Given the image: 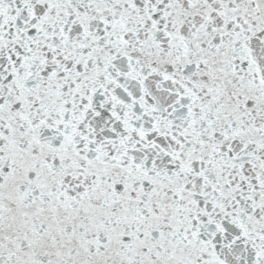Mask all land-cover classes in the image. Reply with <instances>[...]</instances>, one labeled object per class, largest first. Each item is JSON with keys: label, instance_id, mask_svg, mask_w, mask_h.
<instances>
[{"label": "snow or ice", "instance_id": "6c2138e0", "mask_svg": "<svg viewBox=\"0 0 264 264\" xmlns=\"http://www.w3.org/2000/svg\"><path fill=\"white\" fill-rule=\"evenodd\" d=\"M0 264H264V0H0Z\"/></svg>", "mask_w": 264, "mask_h": 264}]
</instances>
